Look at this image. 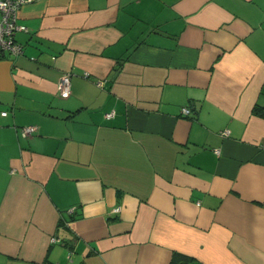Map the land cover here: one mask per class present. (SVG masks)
<instances>
[{"label": "crops", "instance_id": "crops-1", "mask_svg": "<svg viewBox=\"0 0 264 264\" xmlns=\"http://www.w3.org/2000/svg\"><path fill=\"white\" fill-rule=\"evenodd\" d=\"M17 21L0 264H264V0H24Z\"/></svg>", "mask_w": 264, "mask_h": 264}, {"label": "built area", "instance_id": "built-area-1", "mask_svg": "<svg viewBox=\"0 0 264 264\" xmlns=\"http://www.w3.org/2000/svg\"><path fill=\"white\" fill-rule=\"evenodd\" d=\"M24 0H0V51H9L17 54L22 51V46L14 39V34L18 30L26 28L25 25L17 21L18 10ZM70 78L71 72L67 71L61 75L58 83V90L60 95L67 96L70 93ZM188 106L182 107V112L185 114L190 113ZM3 114L6 111H2ZM111 113H107L110 115ZM27 129H31L28 127ZM116 210L119 207L115 208Z\"/></svg>", "mask_w": 264, "mask_h": 264}, {"label": "trees", "instance_id": "trees-1", "mask_svg": "<svg viewBox=\"0 0 264 264\" xmlns=\"http://www.w3.org/2000/svg\"><path fill=\"white\" fill-rule=\"evenodd\" d=\"M253 111L256 114L264 116V106L255 104L253 107ZM187 259H188L187 256H185L184 254L179 252H174L171 259V264H181V263L183 264Z\"/></svg>", "mask_w": 264, "mask_h": 264}]
</instances>
